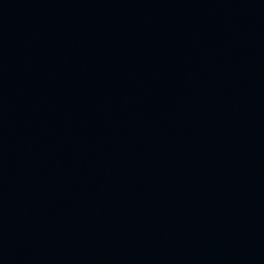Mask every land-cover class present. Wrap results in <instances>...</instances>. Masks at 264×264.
Returning a JSON list of instances; mask_svg holds the SVG:
<instances>
[{
  "label": "water",
  "instance_id": "95a60500",
  "mask_svg": "<svg viewBox=\"0 0 264 264\" xmlns=\"http://www.w3.org/2000/svg\"><path fill=\"white\" fill-rule=\"evenodd\" d=\"M0 264H264V0H0Z\"/></svg>",
  "mask_w": 264,
  "mask_h": 264
}]
</instances>
